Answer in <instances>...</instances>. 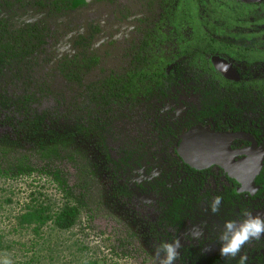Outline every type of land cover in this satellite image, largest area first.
<instances>
[{"label": "flooded vegetation", "instance_id": "af4514ba", "mask_svg": "<svg viewBox=\"0 0 264 264\" xmlns=\"http://www.w3.org/2000/svg\"><path fill=\"white\" fill-rule=\"evenodd\" d=\"M101 1L104 7L115 2L38 0L36 5L50 16L61 17L64 12ZM22 4L24 0H0V57L3 62L7 60L4 67L0 66V75L4 69L10 73L16 68L12 81H22L30 89L26 79L22 80V71L29 75L38 66V53L53 41L54 27L23 21L19 9ZM120 8L122 14L107 27L112 30L109 34L97 25L84 35L78 32L70 37L69 54L56 59L54 68L68 87L73 86L72 93L80 104L72 116L100 157L86 174L106 177L110 201H146L153 211L148 235L160 241L179 240L176 263L182 264L192 253L201 257L210 248H220L224 222L242 216L238 201L228 206L227 194L251 199V208L245 211L264 217V0H133L130 6L122 4ZM26 28L32 31L31 41L27 35L18 39L19 32ZM7 45L15 48L14 54ZM84 54L96 59L88 73L85 62L80 63ZM70 59H75L72 65H68ZM110 60L117 65L105 71L102 65ZM43 61L42 67L51 64L46 58ZM223 64L228 65L227 72L218 67ZM63 70L74 72L72 78L83 72L82 84H70ZM94 72L99 77L87 82ZM105 80H122L124 101L114 104L101 120L96 113L103 108L90 104L85 96L87 87L104 93L101 82ZM128 88L132 92L126 93ZM26 97L32 100L29 104L39 101V96L29 92L23 100ZM56 99L64 107L65 97ZM65 111L70 116L68 109ZM68 116L64 119L69 120ZM91 124L94 128L105 125L103 146H98L95 134L86 132ZM197 128L187 156L199 158L216 150V159L225 158L235 165L263 157L255 195L239 194V185L218 166L196 170L184 163V159H192L181 155L182 139ZM208 133L240 134L243 138L230 144L206 145ZM249 148L253 149L252 156L240 154ZM215 196L222 197V204L219 212L212 213L209 204ZM258 246L261 255L264 237L249 241L241 254L250 259V251ZM252 261L260 263L256 257Z\"/></svg>", "mask_w": 264, "mask_h": 264}, {"label": "rangeland", "instance_id": "374dc122", "mask_svg": "<svg viewBox=\"0 0 264 264\" xmlns=\"http://www.w3.org/2000/svg\"><path fill=\"white\" fill-rule=\"evenodd\" d=\"M132 1L115 0L106 7L101 1L64 12L61 17L50 16L47 11L40 10L36 5L38 0H24V4L20 5L23 21L52 24L54 36L53 41L49 40L43 51L38 53L36 65L39 67L36 66L37 69L35 67L29 75L22 71L25 74L21 76L22 80L26 79L30 89L23 86L22 81H12V71L16 68L10 73L4 69L3 75H0V101L5 98L16 103L17 98L22 100L27 92L39 96L37 103L28 104L30 113L34 115V123L30 126L23 121L26 118L22 112H17V103L12 105L8 100L9 105L4 107L0 104V146L14 142L13 156L26 157L35 164H40L37 152L40 143L54 146L61 156L58 167L64 171L70 185L84 182L89 185L90 202L81 211L72 229L59 230L51 221L36 231L34 226H20L19 217L28 208L40 206L55 216L68 202L63 192L47 175L34 173L18 179L0 177V264L4 260L8 264H158L155 250L162 241L151 238L147 232L153 215L151 206L138 200L110 201L108 182L103 174L97 178H86V172L96 165L100 157L93 141L83 137L75 116H72L80 101L70 93L66 81L54 68L56 59L69 54L72 45V39L68 40L70 37L78 32L84 35L97 25L109 34L112 30L107 27L122 14L120 5L130 6ZM108 49L109 52L112 50ZM45 58L51 60L47 68L40 65ZM109 62L102 65L105 71L117 65L113 60ZM98 77L99 74L94 72L88 76L87 82ZM35 83L40 88L35 89ZM47 90L54 96H47ZM58 96L65 97L64 107L58 104ZM35 115H44L45 118L40 120ZM67 116L69 120L64 119ZM119 119L116 118L117 122ZM22 121L24 123L20 125Z\"/></svg>", "mask_w": 264, "mask_h": 264}, {"label": "trees", "instance_id": "16d2710c", "mask_svg": "<svg viewBox=\"0 0 264 264\" xmlns=\"http://www.w3.org/2000/svg\"><path fill=\"white\" fill-rule=\"evenodd\" d=\"M35 31V30H33ZM20 34V35H19ZM18 34V39L23 40V36L27 35L29 38H31L32 31L29 30V28H26L25 30H22ZM2 35L0 36L1 39ZM34 39L33 37L29 39L31 41ZM1 42V41H0ZM6 47L10 48V45H7ZM11 54L15 53V48L11 47ZM0 55H1V48H0ZM15 56V55H14ZM16 57L12 58L15 59ZM9 60V59H8ZM75 60V59H73ZM72 59L67 60L69 62L68 65H72L74 63ZM3 58L0 57V66L4 67ZM85 62V72H90L91 67L96 63V59L93 57H87L86 54L83 55V57L80 60V63ZM10 64V63H9ZM70 66H68L69 70ZM64 70H66V67H64ZM62 71L63 75L69 80L70 84H78L79 86L82 84V76L80 71L76 76V78H72L71 74H74V72H66ZM76 80V81H74ZM121 84L122 80L114 81V80H105L101 82L102 89L104 93H102L100 90H95L93 91L92 88L87 87V95L85 96V99L90 102V104H95L97 107H100L102 111H97V115H101V120L105 117V115L108 114L110 110H112L114 104H118V102H123V98L121 97ZM70 87V92H73V86ZM132 92L131 89L128 88L126 90V93ZM127 94H125L126 96ZM18 101L15 103L14 101H11L10 99L9 102L13 105L14 103L17 106V112H22L24 117L27 118L28 125H32L34 123L32 121V118L29 116L30 111L28 110V104L32 100L29 99L28 97L24 98V100L17 98ZM7 99H1L0 104L2 106H7L8 104ZM103 103L105 106L103 107ZM109 106V109H108ZM104 112V113H102ZM39 119V117H38ZM21 122L20 125H22L24 122ZM108 126V125H107ZM90 129V130H89ZM89 131L92 134H95L97 137V144L101 143V146H103V139H104V134L106 132L105 125L99 127L97 126L94 128V126L91 124L90 127L87 128V131ZM25 133V130H24ZM7 143V142H6ZM18 146V145H17ZM16 147V144L14 142L4 144V146H0V177L6 178V179H18L23 176H31L34 173L37 174H42V175H47L48 177H51L53 181L58 185L59 189L63 192L64 197L67 199V204L65 207L62 209V211L55 216H51L48 214L46 211L47 209L40 206V208H28L27 212L22 214L19 217V224L20 226L23 227H31L34 226L35 230L37 231L39 228L42 226H45L48 222H53L56 228L59 230H70L72 229L81 214V211L86 209L88 207V204L90 202V191H89V185L87 182H84L81 185L73 184L70 185L68 177L64 174V171L58 167L61 161V156L54 148V146H45L44 143H40L39 148H38V161L40 164H35L34 161L29 160L26 157H14V149ZM102 153H106L105 150H102ZM88 177V175H87ZM86 177V178H87ZM82 183V182H81ZM227 199L226 201L228 202V206L234 205L236 201H238V207L241 210V213L243 214L244 211L247 208H251V199L247 200L243 196H238L235 193H230L227 194ZM75 203V204H73ZM220 245V244H219ZM219 249L220 248H210V250L203 256L197 257L200 255L199 253H192L188 259H183L182 264H238V259H233V258H226L222 257L219 254ZM261 247H257L255 250L250 251L251 257L248 259V264H255L252 261V257H256L257 264H264V251L260 255ZM257 252V253H256ZM258 254V255H257ZM260 255V256H259ZM191 257V258H190ZM195 257V258H193Z\"/></svg>", "mask_w": 264, "mask_h": 264}, {"label": "clouds", "instance_id": "9594fccd", "mask_svg": "<svg viewBox=\"0 0 264 264\" xmlns=\"http://www.w3.org/2000/svg\"><path fill=\"white\" fill-rule=\"evenodd\" d=\"M221 71L227 72L228 65L218 66ZM222 204V197L215 196L209 204L210 211L217 213ZM196 235H199L198 233ZM264 237V217L253 215L250 211H245L238 220H226L219 235L220 249L222 257L235 259L239 256L238 264H248V256L241 254L243 246L251 240H259ZM181 245L179 240L171 242L162 241L155 250L158 264H175L179 256ZM2 264H8L4 260Z\"/></svg>", "mask_w": 264, "mask_h": 264}, {"label": "water", "instance_id": "95a60500", "mask_svg": "<svg viewBox=\"0 0 264 264\" xmlns=\"http://www.w3.org/2000/svg\"><path fill=\"white\" fill-rule=\"evenodd\" d=\"M93 0H79V3H90ZM241 2H248V0H237ZM199 128L195 129L192 134H185L182 139L180 145V153L181 155L187 158H191L192 160L184 159V163L189 165L191 168L196 170H204L211 166H218L222 168L228 176L235 180L236 183L239 185V194H249L251 196L255 195L258 190L256 185V179L260 175L261 170L263 168V157L260 156L259 159L254 160V158H250L249 160L242 161L239 164H233L231 161L226 160L225 158L216 159L215 152L216 150L207 154V156H201L199 158H192L187 156L188 146L194 141V138L197 137V132ZM205 139L209 140L206 145H210L212 143L215 144H225V142H229L228 144L232 143L235 140L242 139V135H226V134H215V133H208ZM213 135V136H212ZM212 141V142H211ZM254 146V144H253ZM214 146H211L213 148ZM252 148H249L245 152H241L240 154H250L253 155Z\"/></svg>", "mask_w": 264, "mask_h": 264}]
</instances>
